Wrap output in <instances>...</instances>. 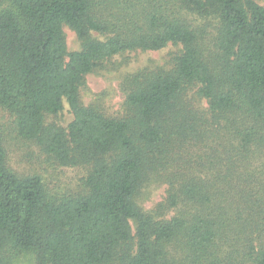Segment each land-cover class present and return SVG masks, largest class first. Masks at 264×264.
<instances>
[{"label": "trees", "instance_id": "1", "mask_svg": "<svg viewBox=\"0 0 264 264\" xmlns=\"http://www.w3.org/2000/svg\"><path fill=\"white\" fill-rule=\"evenodd\" d=\"M64 27L80 47L68 52ZM180 47L120 82L121 118L82 103L89 74ZM205 100L201 110L189 96ZM67 105L66 128L49 122ZM0 109L18 137L86 171L50 194L7 166L0 264H264V7L253 0H0ZM165 183L159 217L136 203ZM174 215L164 218L163 210Z\"/></svg>", "mask_w": 264, "mask_h": 264}, {"label": "rangeland", "instance_id": "2", "mask_svg": "<svg viewBox=\"0 0 264 264\" xmlns=\"http://www.w3.org/2000/svg\"><path fill=\"white\" fill-rule=\"evenodd\" d=\"M264 7V0H253ZM65 41L68 52L79 50L80 43L74 32L64 27ZM179 46L167 45L160 51H134L114 57L104 69L89 74L85 78V84L80 90L83 105H95L107 117L121 118L125 113V96L121 90V81L129 73L144 67L163 66L168 68L169 60L178 55ZM195 105L201 110H207L205 100L195 95V89L189 94ZM72 116L67 105L56 117H50L52 122L59 127L66 128L71 122ZM0 131L3 136L4 148L7 155V166L16 175L26 177L36 175L50 194L79 193L83 189V181L86 171L82 167H61L45 156L36 145L27 142L17 136L14 118L3 109H0ZM169 185L165 183H149L145 185L136 198L137 206L144 212L159 217L157 209L159 205L166 206L167 190ZM164 218L169 219L175 211L163 210Z\"/></svg>", "mask_w": 264, "mask_h": 264}]
</instances>
